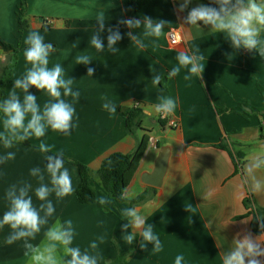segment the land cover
<instances>
[{"label":"crops","instance_id":"crops-1","mask_svg":"<svg viewBox=\"0 0 264 264\" xmlns=\"http://www.w3.org/2000/svg\"><path fill=\"white\" fill-rule=\"evenodd\" d=\"M132 1L27 0L28 29L19 34L17 12L21 0H0V39L10 46L5 47L0 41V66L14 55L15 49L18 50L11 82L1 103L14 90V81L23 78L31 67L24 55L28 47L24 40L33 31L56 49L49 56L48 67L61 64L64 78H73V90L80 92L76 101L72 97H63L75 108L70 134L48 128L43 137H32L14 143L10 148L0 142V157L7 152L15 153L14 159L0 162V219L9 207L6 190L13 184L30 183L33 205L38 208L42 203L35 196L40 181L31 176L30 171L41 168L45 174L44 183L50 184L45 166L46 155L52 153L39 151V144L43 142L52 146L53 153H63L73 192L63 198H57L55 193L49 196L55 211L48 224L42 226L35 239L29 242L41 244L45 241L47 228L57 220L61 223L71 220L74 228L72 247L95 255L98 264L127 253L133 243L127 242L121 225L128 223L123 213L129 206L105 198L104 204L80 203L77 190L81 179L73 162L87 166L95 175L108 156L133 153L138 140L148 134L150 146L127 189L135 193L132 200L147 194L144 202L133 207L145 217L146 224L154 225L162 250L152 251L151 243L141 248L142 238L137 232L136 250L126 264H175L177 255L183 256L182 264H223V256L234 246V239L251 232L253 237L259 236L264 242V233L254 232L253 218L245 216L247 209L244 206L245 199L249 198L255 207L264 208V193H250L243 174L248 159L264 152L263 122L258 117L246 118L240 110L227 111L243 103L258 108L263 106L264 97L258 87L264 88V57L255 50L234 49L226 34L211 31V26H205L203 22H198L200 28L183 23L193 7L200 4L218 7L214 0H191L183 12L178 11L183 0H147L138 9ZM101 12L106 16L105 31L101 33L105 51L98 52L90 38L97 27L95 17ZM145 16L168 21L160 37H144L143 25L132 30L117 23L128 18L142 20ZM108 27H118L122 35L116 45L119 49L116 54L107 51ZM129 31L140 35L144 48L128 38L126 33ZM171 31L181 36V45L171 44ZM260 39L264 41V30ZM181 50L203 57L200 63L205 67L201 77L185 79L190 75L186 68L169 77L171 69L178 66L176 57ZM78 55L90 56L91 63L77 64ZM88 67L95 69L93 76L87 75ZM153 73L162 76L160 84H153ZM15 91L22 99L21 90ZM29 92L37 96L41 109L52 100L46 91L34 86ZM161 96L176 101L177 107L169 119L178 122L177 128L169 127L168 120L165 127L158 123L161 114L156 113L154 106ZM106 98L117 106L115 114L103 108ZM134 107L143 111V117L140 132L132 136L126 130L124 113ZM219 109L225 111L220 113ZM3 118L0 113V132L4 130ZM156 127L160 128L162 137L153 136ZM162 138L168 141L162 143ZM222 141L244 152L245 162L240 172L235 173L231 155L216 147ZM160 145H168L171 154L164 182L160 188H154L143 180L144 175L154 169ZM256 175L264 179V170L257 171ZM245 220L247 223H243ZM11 231L7 225L0 227V264H32L31 254L25 255L27 250L23 240L10 245L5 243ZM93 242L97 245L95 249L91 247ZM260 259L264 262V257Z\"/></svg>","mask_w":264,"mask_h":264},{"label":"clouds","instance_id":"clouds-1","mask_svg":"<svg viewBox=\"0 0 264 264\" xmlns=\"http://www.w3.org/2000/svg\"><path fill=\"white\" fill-rule=\"evenodd\" d=\"M190 3L191 0H183L178 11L183 12ZM214 3L218 7L200 4L191 8L183 23L200 28L198 22H203V25L211 26V31L226 34V38L230 40L234 49L243 48L250 52L255 50L261 57H264V41L260 39V33L264 30V0H214ZM95 21L97 27L90 38V43L98 52H103L105 44L101 33L106 27L105 14L98 13ZM117 23L132 30L139 29L143 25L144 37H160L168 21L154 20L145 16L142 20L128 18L121 19ZM107 32V51L116 54L119 52L116 45L122 39V35L118 27L115 29L108 27ZM126 35L138 47H145L139 34L129 31ZM24 43L28 45L24 55L31 67L23 78L14 81V90L0 103V113L4 117V130L0 132V142L5 148H10L14 143L24 142L32 137L39 139L46 134L48 128L65 135L70 134L75 108L63 97H72L73 101H76L80 96L79 91L73 90L74 79L64 78V68L61 64H56L52 68L48 67L49 56L56 51L53 44L45 43L44 37L35 31L29 33ZM176 59L178 66L171 69L168 73L169 77L177 75L181 68H186L190 74L185 76V79H189L190 76H202L205 67L200 63L202 56L181 50ZM91 61L92 58L88 55L76 57L77 64L89 65ZM94 71V68L88 67L87 75L93 76ZM162 79L161 75L153 73L154 85L160 84ZM32 86L46 91L52 98L44 104L43 109L37 102V96L29 92ZM15 89L21 90L22 99ZM176 107L174 99L164 96L159 97V103L154 106L156 113L164 117L173 115ZM103 108L112 114L117 111V106L107 98ZM145 114L150 116L151 112ZM39 151L52 153L46 155L45 166L46 173L50 177V184L44 183L45 174L41 168L31 169L30 175L37 177L40 181L35 189V196L42 202L38 208L33 205L32 196L29 195L32 188L30 183L13 184L6 190L5 198L9 202V207L0 219V227L7 225L12 231L5 243L10 245L23 240L27 250L25 255L31 254L32 264H98L95 255H90L87 251L82 253L79 247H72L74 228L71 220L64 223L57 220L55 224L47 228L44 233L45 241L41 244L33 245L29 242L35 239L42 226L48 224L49 218L55 211L49 196L55 193L57 198H63L73 192L72 178L65 167L63 153H53L52 146L43 142L39 144ZM14 158V152H7L0 157V162ZM259 170H264V152L252 155L243 168L244 182L249 192L253 194L264 193V179L256 175ZM134 196L135 193L125 188L121 191L120 199L131 201ZM100 203L104 204L105 200L101 198ZM123 215L128 223L121 225V228L126 233V240L129 244L134 241L139 232L142 238L141 248L151 243L152 251L162 250V243L153 230L154 225L146 224L145 217L136 208L124 209ZM257 219L261 221L260 228L264 229V217H257ZM243 223H247V220ZM129 227L132 228L131 232L128 231ZM233 243L231 250L223 256V264H264L260 259L264 257V242L260 241L259 236L253 237L251 232H248L243 235V238L234 239ZM91 247L95 249L96 243L93 242ZM183 259L182 255H177L175 264H182Z\"/></svg>","mask_w":264,"mask_h":264},{"label":"trees","instance_id":"trees-1","mask_svg":"<svg viewBox=\"0 0 264 264\" xmlns=\"http://www.w3.org/2000/svg\"><path fill=\"white\" fill-rule=\"evenodd\" d=\"M147 0H134L131 2L135 5L136 9L145 4ZM27 0H21L20 6L18 8V31L19 34L24 33L28 29V23L26 19L27 10ZM44 28L48 29V25H44ZM2 42V40L0 39ZM3 43V42H2ZM5 47H10L9 45L3 43ZM18 50L15 49L14 55L8 58L7 62L0 66V103L5 94L6 87L11 82V76L13 69L17 62ZM259 93L264 97V88L258 87ZM237 111L240 110L242 114L248 117H258L263 122V133L261 135V140L264 141V104L262 107H254L249 103H243L234 109H229L227 111ZM225 109H219V112H223ZM125 126L129 135H136L138 129L140 128L141 120L143 117V111L134 107L130 111L124 113ZM161 127H165L167 124V119H160L159 122ZM150 136L145 134L138 140L136 149L131 154L123 153H113L108 156L102 163L100 169L95 175L92 174L90 169L77 162H73L79 170L80 175V185L77 190L78 201L82 204H90L94 202H100V197L105 198L110 201L127 204L129 207L141 204L146 200L147 194L143 193L136 199L131 201H124L120 199L121 191L127 188L132 182L135 174L138 171L140 163L144 158L149 146H150ZM161 146V145H160ZM217 148L226 150L232 157L233 163L235 165V173L242 170L244 165L245 154L242 151H238L233 144H227L222 141ZM244 206L247 209L245 216H252V228L256 234L264 233V229L260 228L261 221L257 217H264V208L255 207L251 199H245ZM104 209L108 210L104 206ZM243 217V216H242ZM240 217V218H242ZM132 246L129 251L123 255H118L114 260L108 261L105 264H126L127 259L136 250V241L132 242Z\"/></svg>","mask_w":264,"mask_h":264},{"label":"water","instance_id":"water-1","mask_svg":"<svg viewBox=\"0 0 264 264\" xmlns=\"http://www.w3.org/2000/svg\"><path fill=\"white\" fill-rule=\"evenodd\" d=\"M171 150L168 145H163L155 161L154 169L151 173L144 175L143 182L151 187L160 188L168 171Z\"/></svg>","mask_w":264,"mask_h":264},{"label":"built area","instance_id":"built-area-1","mask_svg":"<svg viewBox=\"0 0 264 264\" xmlns=\"http://www.w3.org/2000/svg\"><path fill=\"white\" fill-rule=\"evenodd\" d=\"M169 39L172 45H181L183 43L181 36L175 32V31H171L169 34ZM161 119H167L168 120V125L171 128H177L178 127V122L174 119H169V116L164 117L161 115Z\"/></svg>","mask_w":264,"mask_h":264},{"label":"rangeland","instance_id":"rangeland-1","mask_svg":"<svg viewBox=\"0 0 264 264\" xmlns=\"http://www.w3.org/2000/svg\"><path fill=\"white\" fill-rule=\"evenodd\" d=\"M140 131H137V133H139ZM136 133V134H137ZM153 136H156V137H162V134L160 133V128L159 127H156L155 130L153 131ZM162 143H166L168 141V139H165V138H162ZM251 149V148H250Z\"/></svg>","mask_w":264,"mask_h":264}]
</instances>
